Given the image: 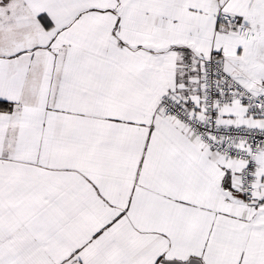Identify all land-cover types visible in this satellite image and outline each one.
Masks as SVG:
<instances>
[{
	"label": "snow or ice",
	"instance_id": "1",
	"mask_svg": "<svg viewBox=\"0 0 264 264\" xmlns=\"http://www.w3.org/2000/svg\"><path fill=\"white\" fill-rule=\"evenodd\" d=\"M0 264H264V0H0Z\"/></svg>",
	"mask_w": 264,
	"mask_h": 264
}]
</instances>
